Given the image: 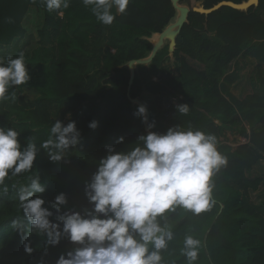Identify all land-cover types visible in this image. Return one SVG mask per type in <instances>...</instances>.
<instances>
[{"label":"trees","instance_id":"16d2710c","mask_svg":"<svg viewBox=\"0 0 264 264\" xmlns=\"http://www.w3.org/2000/svg\"><path fill=\"white\" fill-rule=\"evenodd\" d=\"M244 1L181 0L191 8L201 2L205 9L222 2ZM31 7L44 12L48 31L39 33L37 45L24 53L31 79L26 85L13 87L9 98L0 102V127L15 128L24 146L35 142L38 157L31 171L10 173L0 186V264H56L62 254L77 247L66 237L50 246L45 234L27 225L23 235L13 230V221L24 217L18 189L29 183L30 176L39 175L47 189L38 195L49 210L55 213L51 204L61 193L68 200L62 211L91 210L85 185L108 155V148L128 151L139 136L148 134L142 119L135 115L138 107H133L128 97L130 71L121 67L146 58L152 45L144 38L162 33L177 14L172 0H130L124 13H116L115 21L104 25L82 0H70L63 16L48 12L42 0H0V52L15 38L25 36L23 21ZM259 10L264 11V0H260ZM215 17L221 21L212 31L209 20ZM188 21L176 39L173 62L167 44L148 67H138L131 98L149 94L142 102L149 110L150 123L155 124L152 131L166 133L179 127L215 134L228 164L213 177L211 210L197 216L177 207L158 218L161 226L173 233L161 251L162 264H187L183 250L189 235L200 241L196 264H264V205L252 199L264 180L248 176L264 160V96L255 93L241 102L222 90L230 66L262 48L264 22L253 7L248 13L223 7L208 21L205 15L191 11ZM214 33L216 41L207 38L206 34ZM187 58L205 69H195ZM242 69L238 66L237 74ZM252 81L255 88L256 81L264 86L261 66ZM24 89L40 94L36 103L26 100ZM174 100L178 105H189L188 115L177 111ZM67 115L77 124L81 140L62 161L52 162L40 144L48 138L51 126ZM93 121L98 122L95 130L89 127ZM226 132L248 143L235 149L223 145L220 139ZM121 137L123 142L119 143ZM4 186L7 193L2 191ZM52 219L55 221V215ZM26 243L31 253L25 251Z\"/></svg>","mask_w":264,"mask_h":264},{"label":"clouds","instance_id":"9594fccd","mask_svg":"<svg viewBox=\"0 0 264 264\" xmlns=\"http://www.w3.org/2000/svg\"><path fill=\"white\" fill-rule=\"evenodd\" d=\"M48 12L63 16L70 0H42ZM95 18L111 25L116 13H124L130 0H82ZM31 79L25 55L0 56V102L9 98L13 87L26 85ZM177 111L188 115V104L177 105ZM136 116L148 126V134L138 137L128 151L108 148L97 171L85 185V194L91 210L62 211L68 203L61 193L45 207L38 194L46 192L39 175L29 177V183L19 187L17 198L24 217L13 221L12 228L24 234L26 225L47 236L50 246L62 238L77 245L73 251L62 254L56 264H162L161 251L173 239V233L162 227L158 218L182 207L195 215L211 210L213 177L228 164L219 151L215 134L201 130L172 127L166 133L152 131L146 106H139ZM89 127L95 130L98 122ZM81 140L75 121L65 125L57 120L50 128L48 138L40 148L47 151L52 162H60L65 154ZM123 142L121 137L118 141ZM38 157L35 142L26 146L20 142L19 132L12 127H0V186L11 173L19 175L33 169ZM7 193L8 188H2ZM55 215V221L52 217ZM62 225V227H61ZM151 246V248L149 247ZM200 241L193 236L184 239L183 254L187 264H196ZM25 251L32 252L30 244Z\"/></svg>","mask_w":264,"mask_h":264},{"label":"crops","instance_id":"0c3cea01","mask_svg":"<svg viewBox=\"0 0 264 264\" xmlns=\"http://www.w3.org/2000/svg\"><path fill=\"white\" fill-rule=\"evenodd\" d=\"M196 5H202V3L198 2ZM256 14H259L262 21L264 22V11L258 9V10H256ZM34 16H36L39 19L41 18L42 21H45L44 12L38 10L36 7H31L29 9L27 16L25 17V19L23 21V28L26 32L25 36L21 37V38H15L13 43L11 45H5L3 50H1V52H3L5 49L6 50L7 49L12 50V48L15 47L16 44H18L19 42H21L23 40H26L30 36V32L28 30V25L34 23V18H33ZM220 21L221 20L219 19V17L211 18L209 20V22L211 23V26H212V31L217 28ZM206 36L210 40H213V41L217 40L215 33L214 34H206ZM260 47H262V48L259 49V47H257L256 49L252 50V54L250 56L241 57L237 62H234L230 66L227 77L222 82L223 83L222 84V90L226 96L232 95L238 101H241V102L251 99L255 93H259L261 96H264V86H261L256 81L257 88H255V86L253 85V81H252V77H253L255 71L257 70V68L259 66H261L264 70V42H261ZM1 52H0V54H1ZM187 61L192 67H194L195 63L198 64L199 66H203L202 64H200V63H198V62H196L190 58H187ZM238 66L240 68H243L239 74H237V71H236ZM194 68L197 69L196 67H194ZM204 69H205V67H204ZM197 70H199V69H197ZM199 71H201V70H199ZM235 75H238V76L235 79H233ZM24 95H25L26 100L28 97L31 98V100H33V102L29 101L30 103H35V101H37L38 98L40 97V94L33 89H24ZM240 114L241 113H239V117H242V115H240ZM226 133H230V132H226ZM235 138L238 139V138H240V136L235 135ZM241 138L244 139L243 137H241ZM242 144L243 143H239L237 145L240 146ZM262 168H264V160L260 161L253 168V170L248 174V176L251 179L262 178L264 180V175H263L264 171H263V173H261ZM253 194L256 195L255 201L260 202L259 206H263L264 205V182L261 185L258 192L252 193V197H253Z\"/></svg>","mask_w":264,"mask_h":264},{"label":"water","instance_id":"95a60500","mask_svg":"<svg viewBox=\"0 0 264 264\" xmlns=\"http://www.w3.org/2000/svg\"><path fill=\"white\" fill-rule=\"evenodd\" d=\"M172 4L177 12L174 21L162 33H154L152 34L151 37L144 38L152 45L151 53L146 58H143L141 60L131 61L128 64L121 67V68L127 67L131 74L129 87H128V97L130 101L132 102L133 107L146 106L142 102V99L145 96L149 95L147 92H143L140 97L135 98V99L131 98V90H132V86L135 81L136 70L141 65L148 67L153 62L156 55L167 44L169 45L170 59L172 60V62L174 61V53H175V49L177 45L176 39L178 35L180 34V32L182 31L184 25L189 22L188 18H189V14L191 11L205 15L208 21L209 17L213 13L219 11L223 7H230L242 13H248L249 9L252 7L256 11L259 9L260 0H247V1L242 2L241 4H234L232 2H222L214 6L212 9H205L203 4L195 5L193 8H191L185 3H182L181 0H172ZM147 116H148V122L150 123V113H149L148 108H147ZM144 127H145L146 132L148 133L149 129H148L147 124L144 123Z\"/></svg>","mask_w":264,"mask_h":264},{"label":"rangeland","instance_id":"374dc122","mask_svg":"<svg viewBox=\"0 0 264 264\" xmlns=\"http://www.w3.org/2000/svg\"><path fill=\"white\" fill-rule=\"evenodd\" d=\"M34 18V23L29 24L28 25V30L30 32V36L26 39L23 40L21 42H19L18 44H16L15 47L12 48V50L9 49H5L3 52H1L0 56H11L13 58L17 57L21 52L25 53L28 49H30L31 47L37 45V43L40 40V36L39 33H44L46 31H48L47 27L45 26L44 21H42V19L37 18L36 16L33 17ZM215 39V38H214ZM194 67H196L197 69L203 71L204 67L203 66H199L198 64H194ZM158 79H155V81H157ZM37 92V91H36ZM181 99V97H179ZM28 101L33 102V100H31V98H27ZM37 101H35L36 103ZM175 106L178 105V101L174 102ZM240 115H243V113H241ZM70 119V115H67L62 121L63 124H67L69 122ZM228 135V134H227ZM231 138H234V143L237 145L239 143L243 142V139L240 137L238 139L235 138V136H230ZM229 137V139H230ZM264 168H262L261 173H263ZM264 175V174H263ZM256 195L253 194V202L257 205L260 204L259 201H255Z\"/></svg>","mask_w":264,"mask_h":264},{"label":"built area","instance_id":"2783aa9c","mask_svg":"<svg viewBox=\"0 0 264 264\" xmlns=\"http://www.w3.org/2000/svg\"><path fill=\"white\" fill-rule=\"evenodd\" d=\"M174 102H177V100H174L173 101V104H174ZM175 105V104H174ZM247 127V130H248V132H249V126H246ZM228 134V135H227ZM232 134L231 133H226L225 134V136L224 137H222L220 140H221V142H222V144L223 145H227V146H230V147H232V148H237L239 145H236L235 143H234V138H231L230 136H231ZM232 136H234V135H232ZM229 137H230V139H229ZM243 144H247L248 143V140L247 139H243V142H242ZM242 144V145H243Z\"/></svg>","mask_w":264,"mask_h":264}]
</instances>
